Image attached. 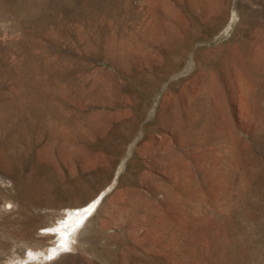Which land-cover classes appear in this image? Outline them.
Returning a JSON list of instances; mask_svg holds the SVG:
<instances>
[{"label":"rangeland","instance_id":"obj_1","mask_svg":"<svg viewBox=\"0 0 264 264\" xmlns=\"http://www.w3.org/2000/svg\"><path fill=\"white\" fill-rule=\"evenodd\" d=\"M0 264H264V0H0Z\"/></svg>","mask_w":264,"mask_h":264},{"label":"bare ground","instance_id":"obj_2","mask_svg":"<svg viewBox=\"0 0 264 264\" xmlns=\"http://www.w3.org/2000/svg\"><path fill=\"white\" fill-rule=\"evenodd\" d=\"M166 119V118H165ZM163 122V121H162ZM170 122V121H169ZM178 127V126H177ZM170 146V145H169ZM171 149V148H170ZM186 162V161H185ZM176 166V165H175ZM175 173V172H174ZM68 221V220H67ZM64 224H65V222H64ZM67 236V235H66ZM64 241H65V239H64ZM66 242V241H65ZM65 244V243H64ZM62 247V246H61ZM56 248V247H55ZM58 248V247H57Z\"/></svg>","mask_w":264,"mask_h":264}]
</instances>
